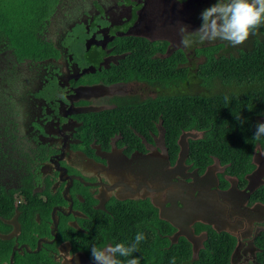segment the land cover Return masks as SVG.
Segmentation results:
<instances>
[{
  "label": "flooded vegetation",
  "instance_id": "obj_1",
  "mask_svg": "<svg viewBox=\"0 0 264 264\" xmlns=\"http://www.w3.org/2000/svg\"><path fill=\"white\" fill-rule=\"evenodd\" d=\"M213 1L56 0L38 22L43 51L0 50V82L8 81L0 84V116L7 118L0 149L8 153L0 186L19 190L9 197L14 214L1 218L8 232L0 233L13 237L0 264H26L19 255L33 257L32 264H93L92 246L131 242L137 232L145 233V248L187 244L194 261L228 234L230 264H264V183L248 193L253 173L241 180L216 157L204 169L191 162V143L205 137L196 129L181 131L173 162L164 119L132 116L135 107L172 96L164 91L170 85L138 80L145 73L139 49L157 48L152 58L160 60L186 53L183 68L196 57L205 61L197 49L211 43L198 41L194 53L193 45L174 51L173 44L184 27L194 36L191 11ZM200 64L195 71L190 65L183 85L200 82ZM185 134L187 155L179 144Z\"/></svg>",
  "mask_w": 264,
  "mask_h": 264
},
{
  "label": "trees",
  "instance_id": "obj_2",
  "mask_svg": "<svg viewBox=\"0 0 264 264\" xmlns=\"http://www.w3.org/2000/svg\"><path fill=\"white\" fill-rule=\"evenodd\" d=\"M55 2L56 0H0V50H7L8 44H11L16 53H20L18 55L25 53L31 56L30 50L33 48L43 51L42 42L36 38L38 22L46 19ZM246 42L247 47L242 46L236 54L230 53L229 56L221 54L225 48L223 43L197 49L198 55L206 57L204 63L199 66L200 81L207 85L220 83L224 87L220 92L176 94L149 100L148 103L135 107L133 117L138 112H147L150 118L164 119L167 139L172 140L173 162L178 155L177 140L181 131L196 129L204 131L205 137L191 143L190 160L195 165L204 169L212 163L213 157H216L222 165H229L228 173L241 180L256 169L253 163L254 154L259 146L264 149V137L258 141L253 139L257 122L264 118V26L259 27ZM157 50L139 49L138 67L145 73H141L138 80L151 84L156 82L163 86H182L191 77L190 66L181 67V64L187 63L186 53L175 52L166 60L153 59L152 56ZM0 120L1 126L7 118L3 115ZM6 152L7 150L0 149V180L4 179V165L8 164ZM22 191V198L29 204H36V197L30 191ZM17 194L19 190L8 191L0 186L2 232H8V225L3 223L1 218L8 219V214L15 212L14 200L9 197ZM20 208L22 211H28L26 205ZM146 211L147 208H141V212ZM216 238L217 240L210 243L195 261L192 259L190 246L185 244L188 247L185 248L182 243L165 249L145 248L148 242L142 241L143 243L139 244L141 248L138 246L139 251L133 256L140 257L141 264H170L172 257L176 258V264H230V256L234 251L232 237L224 234ZM9 244L10 242L0 239V260H8ZM100 245L102 244L99 243ZM19 258L26 264L33 263L31 256L19 255Z\"/></svg>",
  "mask_w": 264,
  "mask_h": 264
},
{
  "label": "clouds",
  "instance_id": "obj_3",
  "mask_svg": "<svg viewBox=\"0 0 264 264\" xmlns=\"http://www.w3.org/2000/svg\"><path fill=\"white\" fill-rule=\"evenodd\" d=\"M200 18L202 24L195 31V35L201 43L221 40L236 47L244 44L250 35L264 26V0H215V3L202 10ZM183 31L186 32L187 29L184 27ZM190 35L191 33L181 37L182 46L187 48L192 45L193 40L189 38ZM210 91H212L211 87H209ZM262 137H264V122L261 121L256 124L253 139L258 141ZM262 151L264 149L259 146L257 154ZM145 239V233L137 232L134 240L129 243L121 242L103 247L94 245L90 248L93 264H141L140 257H134L133 254L139 251L138 246ZM170 264H176L175 257L170 259Z\"/></svg>",
  "mask_w": 264,
  "mask_h": 264
},
{
  "label": "rangeland",
  "instance_id": "obj_4",
  "mask_svg": "<svg viewBox=\"0 0 264 264\" xmlns=\"http://www.w3.org/2000/svg\"><path fill=\"white\" fill-rule=\"evenodd\" d=\"M213 3H215V0L213 1ZM210 6H211V4H210ZM203 10H204V9H203ZM194 12H195V14H196V17L193 19V21H195V25H197V26L194 27V36L191 34L190 37H189L190 39L193 40V43H192L193 47H190V48L188 49L189 52H193V49L196 48L195 44L199 41V38H198L197 35H195V31H196V30L201 26V24H202V20H201V18H200V14H201L202 11H200V12H196V11H193V10H192V11H191V15H192ZM173 26H176V25H173ZM188 31L191 32L192 29H191V30H188ZM185 34H186V33H183V30H181L179 34L176 33V39H175V42H176V43L173 44V49H174V51H175L176 49L180 48V47H183L181 44H179V42L181 41V37L184 36ZM14 36H15V35H14ZM14 36H13V37H14ZM32 41H34V40H32ZM210 43H211V44H218V43H223V44H225V48L221 51V54L224 55V56H229L230 53H234V54H236V51H237L238 49L242 48V46H243V47H247V46H248V45L246 44V43H247V42H246V43H244V44H242V45H239V46L233 47V46H231L229 43H227L226 41H221V40L207 41V42H204L203 45H207V44H210ZM15 44L18 45V42L15 41ZM199 45H201V42H200V41H199V44H198L197 46H199ZM203 45H201V46H203ZM201 46H200V47H201ZM39 51H41V50H38V49H36V48L31 49V50H30V53H32L31 56H32V57H35L36 55H38V52H39ZM193 53H194V52H193ZM203 62H204V61H203V58H201V57H196L195 59L191 60V63L189 64V66L191 65V68L195 71L196 68L198 67V64H199V63L202 64ZM193 73H194V72H193ZM209 87H213V89H212V93L220 92L221 88L224 89L223 85H221V84L218 83V82H213L211 85H207V84H205V83H203V82H201V81L199 82V80H198L197 78L192 77V78L190 79V81H189L187 84L181 86L180 88L172 87V90H164V91H165V93H169V92H171L172 95H176V94H205V93H209ZM143 90L147 91L146 88H143ZM153 90L156 91L157 89L154 88ZM158 90H160V89L158 88ZM148 93H149V90H148V92H147L146 94H148ZM151 97L154 98L155 95H152ZM261 121L264 122V118L261 119ZM262 152H264V151H262ZM263 154H264V153H263Z\"/></svg>",
  "mask_w": 264,
  "mask_h": 264
},
{
  "label": "water",
  "instance_id": "obj_5",
  "mask_svg": "<svg viewBox=\"0 0 264 264\" xmlns=\"http://www.w3.org/2000/svg\"><path fill=\"white\" fill-rule=\"evenodd\" d=\"M1 85L6 86L8 85V81L7 82H0ZM183 137V138H182ZM179 141V144L181 146V149H182V153H184L185 155H187V151H188V142H187V139H188V134H185L183 135ZM184 139V140H183ZM264 152H261L259 154H257L255 157H254V165L257 166V170H255L253 172L252 175H250V177L248 178L249 179V185H248V188L246 190V192L248 191H254L258 186H260L262 183H264V180H263V177H264ZM182 154H181V158L179 160V162L181 161L182 159ZM231 191H234V188H231L230 192ZM249 193V192H248ZM164 218H168L166 215L163 216ZM188 238L191 240V235H188ZM13 236L12 235H5V234H2L0 233V239L1 240H4V241H8L12 238Z\"/></svg>",
  "mask_w": 264,
  "mask_h": 264
}]
</instances>
